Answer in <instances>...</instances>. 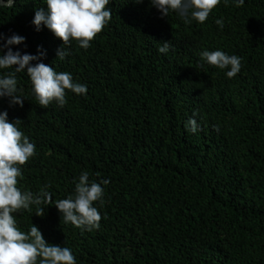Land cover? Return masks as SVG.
I'll return each mask as SVG.
<instances>
[{
    "label": "trees",
    "instance_id": "1",
    "mask_svg": "<svg viewBox=\"0 0 264 264\" xmlns=\"http://www.w3.org/2000/svg\"><path fill=\"white\" fill-rule=\"evenodd\" d=\"M0 264H264V0L0 4Z\"/></svg>",
    "mask_w": 264,
    "mask_h": 264
},
{
    "label": "water",
    "instance_id": "2",
    "mask_svg": "<svg viewBox=\"0 0 264 264\" xmlns=\"http://www.w3.org/2000/svg\"><path fill=\"white\" fill-rule=\"evenodd\" d=\"M15 0H0V4L2 5H12Z\"/></svg>",
    "mask_w": 264,
    "mask_h": 264
}]
</instances>
